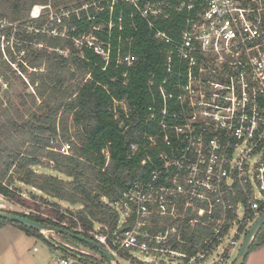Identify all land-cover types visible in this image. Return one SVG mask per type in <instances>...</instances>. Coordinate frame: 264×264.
<instances>
[{"label":"built area","instance_id":"obj_1","mask_svg":"<svg viewBox=\"0 0 264 264\" xmlns=\"http://www.w3.org/2000/svg\"><path fill=\"white\" fill-rule=\"evenodd\" d=\"M101 1L79 8L56 6L46 17L42 10L51 9L55 0L33 5L29 20L45 17L40 25L0 14V89L7 88L5 72L23 76L25 69L36 70L27 65V46L43 44L27 41V34L70 39L76 49L99 55L105 70L110 45L91 31L71 35L75 26L64 23L71 13ZM105 1L109 19L92 30L111 29L110 12L118 1L131 5L150 25L151 19H166L170 10L188 13L177 38L161 30L154 35L169 45L165 75L158 82L155 75L149 80L155 90L142 119L145 130L128 147L129 157L140 154L147 169L114 200L103 197L116 213V231L109 235L99 224L89 230V239L116 264H224L264 213V0ZM136 60L130 52L116 58L127 66ZM113 105L116 119L117 106L128 117L124 99H113ZM123 121L118 120L119 126ZM52 149L65 155L71 151L59 137ZM102 153L107 164L108 149ZM15 205L22 207L0 194V210L9 207L11 212ZM19 212L30 213L23 207ZM61 246L67 256L57 264L91 256L67 243Z\"/></svg>","mask_w":264,"mask_h":264},{"label":"trees","instance_id":"obj_2","mask_svg":"<svg viewBox=\"0 0 264 264\" xmlns=\"http://www.w3.org/2000/svg\"><path fill=\"white\" fill-rule=\"evenodd\" d=\"M47 1L0 0V14L13 21L25 19L40 25L45 17L29 20V11L33 5H43ZM55 1L54 6L64 3ZM73 1V6L79 8L92 0ZM187 13L170 10L166 19H151L150 25L131 5L118 1L110 12L113 26L109 31L107 26L92 30L93 26L105 24L109 19L105 0L97 6L79 10L78 15L71 13L64 19L69 27L75 26L71 35L91 31L99 41L110 45V60L105 70L99 55L87 48L76 49L70 39L26 35L27 41L43 44L39 49L27 46V65L36 70L29 72V84L23 81L25 93L18 92L19 102L0 100V194L30 211L28 215L12 213L44 225L63 227L86 238H90L89 230L99 224L107 227L109 235L116 231V213L103 197L114 200L124 186L141 177L147 169L140 164V154L129 157L128 147L140 141L145 130L142 119L146 107L152 103L151 92L155 90L149 80L155 75L153 79L158 82L165 75L164 59L169 45L154 35L161 30L177 38ZM91 17L94 18L91 20ZM58 50H67L69 54L64 56ZM129 52L137 59L133 66L116 62L119 53ZM113 99L126 101L130 109L128 117L117 106L116 119ZM119 119H124L122 126L118 124ZM57 137L70 144V154L52 149ZM104 148L109 152L107 164L102 153ZM40 157L47 160L52 173H35L34 166L40 162ZM15 179L37 189L40 195L29 192L30 203L25 205L22 200L28 199L12 184ZM0 220V223L7 222ZM11 223L41 235L39 231ZM77 227L79 231L74 229ZM262 245L264 225L256 233L249 252ZM89 247L105 260L97 249ZM80 258L102 264L89 255L81 254Z\"/></svg>","mask_w":264,"mask_h":264},{"label":"crops","instance_id":"obj_3","mask_svg":"<svg viewBox=\"0 0 264 264\" xmlns=\"http://www.w3.org/2000/svg\"><path fill=\"white\" fill-rule=\"evenodd\" d=\"M14 212L17 211L15 210ZM46 232L43 231L41 236L27 232L9 221L1 222L0 264H57V259L67 256L64 249L61 248L62 244L67 243L76 248L84 247L81 243H76L73 240H65L63 235H59L55 232L54 234H47ZM45 233L48 239L44 237ZM58 235L60 236V239H58ZM90 251V255L93 258L99 259L102 263L106 261H103L98 252H95L91 248ZM93 253L96 255H92ZM233 262L231 263L233 264ZM71 264L94 263L77 258L73 260ZM244 264H264V245L251 250L246 257Z\"/></svg>","mask_w":264,"mask_h":264},{"label":"rangeland","instance_id":"obj_4","mask_svg":"<svg viewBox=\"0 0 264 264\" xmlns=\"http://www.w3.org/2000/svg\"><path fill=\"white\" fill-rule=\"evenodd\" d=\"M58 1H64L63 4H60L59 5V7H63L65 5H67L68 7H70L72 4H75V2L73 0H58ZM55 3H56V1H55ZM55 10H56V5L55 6H52L51 9L42 10V15L44 14L43 16L46 17V16H48V14L51 13V11H55ZM29 17H31V16L29 15ZM31 70H33V69H29L28 68L27 69V72H24L23 71V76H18V74H16L14 71L12 72V70L10 72H8V73L7 72L4 73L5 80L7 81V88L0 89L1 90V92H0V100L3 103H8V101L15 102V103L16 102H19V99L17 98V94H18V92H21V93L23 92V94L25 93L24 91H22V88H23V84L22 83H23V81H25V82H27L29 84V72ZM1 71H2V68H1ZM32 88L33 87H30V91H33ZM20 139H22V138H19V140ZM39 161L40 162L36 166H34L35 173H37V174H49V173H52L51 166L47 164V160L44 157H40V160ZM49 164L52 165V163L50 161H49ZM10 173H11V170L8 172V174H10ZM4 182H5V180H4ZM12 184H14L16 187H19V192H22V193H24V195H26V198L25 199H28V200H24V199L22 200L25 205H29V203H30V201H29L30 200V194H29V192L32 193V194H34V195H40V192L37 189H35L33 187L26 186L23 183L19 182L17 179H15V181ZM12 184H10V185H12ZM50 201H52V200H50ZM62 206H66V204L65 203H62ZM14 207H15L14 210H16V211L18 210L17 212H19V210L22 209V207H19L17 205H15ZM23 208H25V207H23ZM9 209L10 208L7 207V211ZM0 221H2V220H0ZM48 232H46V233L47 234H50V233L51 234H54V232H52V231H48ZM57 234L63 235V234H60V233H57ZM59 235H58V239H60L59 238L60 237ZM63 236H64V239L65 240H71L68 236H66V235H63ZM241 241H243V240H241ZM83 246L84 247H81V248L77 247V248L78 249H82L83 251H85V252H87V253L90 254L91 253L90 247H89L90 245H83ZM238 249H239V247H237L235 249V251L232 253L229 262L228 263L226 262L227 264H232L231 262H233L235 260L237 254H238ZM92 255H96V254L93 253ZM90 261L91 262H94L92 260H90ZM118 263L119 264H125V262H123L121 260L120 261L118 260Z\"/></svg>","mask_w":264,"mask_h":264},{"label":"water","instance_id":"obj_5","mask_svg":"<svg viewBox=\"0 0 264 264\" xmlns=\"http://www.w3.org/2000/svg\"><path fill=\"white\" fill-rule=\"evenodd\" d=\"M0 218L4 219L9 222H16L19 223L27 228L33 229L35 231H39L42 233L43 231H52L55 233H60L63 235H67L78 239L80 241L85 242L86 244L94 247L99 251V253L104 256L107 264H116L111 254L100 244L97 242L86 238L78 233H74L64 228H60L54 225H44L40 222L34 221L28 217H23L18 214L12 213L10 211L0 210ZM264 225V213L260 215L258 219L251 225L248 229L247 233L245 234L243 241L238 249V254L235 258L233 264H244L245 259L249 253V249L251 247V243L256 235V233L260 230V228ZM46 238V237H45Z\"/></svg>","mask_w":264,"mask_h":264}]
</instances>
